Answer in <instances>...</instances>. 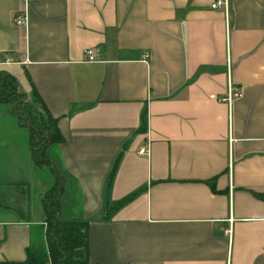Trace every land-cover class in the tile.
Listing matches in <instances>:
<instances>
[{
  "label": "crops",
  "instance_id": "1",
  "mask_svg": "<svg viewBox=\"0 0 264 264\" xmlns=\"http://www.w3.org/2000/svg\"><path fill=\"white\" fill-rule=\"evenodd\" d=\"M215 1L0 0V77L58 120L60 218L89 222L92 264H264V0ZM230 85L232 106L210 97ZM0 130V187L42 199L38 221L0 205L21 214L0 219V261H24L46 239L55 175L36 166L31 128Z\"/></svg>",
  "mask_w": 264,
  "mask_h": 264
},
{
  "label": "trees",
  "instance_id": "2",
  "mask_svg": "<svg viewBox=\"0 0 264 264\" xmlns=\"http://www.w3.org/2000/svg\"><path fill=\"white\" fill-rule=\"evenodd\" d=\"M0 80H7L13 95L21 97L19 82L15 77L7 75L0 77ZM12 84L14 85L12 86ZM47 114L54 123V131L46 133L45 130L38 129L32 123H28L31 128L30 149L38 168L51 167V169L55 170L53 163L46 155L47 149L52 145L63 143L65 137L58 128V120L48 111ZM120 159L121 156L117 160L115 168H117ZM57 175L60 177L58 172ZM59 179H62V177ZM62 191L63 181L55 185L53 189L51 187L43 196V207L46 214V239L43 250L39 248L35 249L31 246L27 250L26 260H3L0 261V264H46L47 261L51 264H92L87 256H83V254H87L89 249V222L61 220L60 197ZM129 200L130 197L120 201L116 205L108 207L106 218H109L115 210L119 209Z\"/></svg>",
  "mask_w": 264,
  "mask_h": 264
},
{
  "label": "rangeland",
  "instance_id": "3",
  "mask_svg": "<svg viewBox=\"0 0 264 264\" xmlns=\"http://www.w3.org/2000/svg\"><path fill=\"white\" fill-rule=\"evenodd\" d=\"M13 85L14 84H12V86ZM0 104H7L11 106V109H12L11 112L8 110H1L2 106H0V128L4 130V132L7 134L9 138L15 136V132L17 131V129H22L20 131L22 132L24 131L25 133L30 132V128L28 126L27 128H15V124L8 123L11 121L15 122L16 119L18 120V117H19V122L22 123V121H24L27 125H29L28 123H32L38 129L40 128L42 130H45L46 133L54 131V128H53L54 123L51 121V118L47 114L46 109L40 105L41 112L40 111L35 112L36 111L35 107L32 108V106L28 104V108L33 113L26 111V107L22 101V97L13 95L12 90L8 86L7 80H4V81L0 80ZM11 113L13 115L15 114V116H13ZM23 129H26V130H23ZM59 154H60L59 149L56 146L51 147L49 151L47 150V153H46L48 159L50 157L53 159H55L58 156L60 157ZM47 169L45 172H41V176L49 174V170ZM51 171L55 175V177H53L54 182L51 184L52 189H53L55 185H58V183L60 184L63 180L59 179L60 177H58L57 175L58 171H56V169L55 170L51 169ZM9 187L10 186H5V188L0 187V190L3 189V191H8L7 198L5 199L0 198V202H2V200H7V201H4V203H0V205H4V206L6 205L7 207H11V208L20 206L24 210H30L32 219H34L35 221H38L40 218L41 212H42V208L40 209V206H39V203H42L41 195L35 192L33 186H31V190L29 194L26 193L25 195L22 194V190H26L27 189L26 187H22V189L19 188L18 190H16L17 188H9ZM20 197L24 198L25 200L29 198L30 200V201L28 200L29 203H26V201L25 202L20 201L19 200ZM20 218H21V214H19V211L17 209H9V212H7L0 208V219L1 220L13 221V220H20ZM35 228L39 229V226ZM38 232L39 231H37V233ZM42 233L40 236L41 244L39 245L40 247H38L41 250H43L44 243H45Z\"/></svg>",
  "mask_w": 264,
  "mask_h": 264
},
{
  "label": "built area",
  "instance_id": "4",
  "mask_svg": "<svg viewBox=\"0 0 264 264\" xmlns=\"http://www.w3.org/2000/svg\"><path fill=\"white\" fill-rule=\"evenodd\" d=\"M212 8L213 9L223 8L225 11H228V0H217V1H215V3L212 4ZM13 22L16 25H27V14H26V12H24L22 14H17L14 17ZM146 57H149V55H146ZM96 60L97 59H96L95 49H93V48L86 49L85 50V61L89 62V63H93ZM6 62L10 63L12 61L6 60ZM210 97L212 99H216L218 101L226 103L229 106H232V104L235 100L243 97V92L241 90L235 88L234 86L230 85L226 94H224L222 96L211 95ZM149 153H150V151H149L148 146L142 147L139 151L140 155H149ZM226 232L229 235V237H232V233H233L232 226H230Z\"/></svg>",
  "mask_w": 264,
  "mask_h": 264
}]
</instances>
